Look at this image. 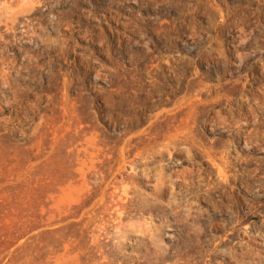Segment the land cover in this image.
Returning <instances> with one entry per match:
<instances>
[{
  "label": "rangeland",
  "instance_id": "obj_1",
  "mask_svg": "<svg viewBox=\"0 0 264 264\" xmlns=\"http://www.w3.org/2000/svg\"><path fill=\"white\" fill-rule=\"evenodd\" d=\"M0 264H264V0H0Z\"/></svg>",
  "mask_w": 264,
  "mask_h": 264
}]
</instances>
